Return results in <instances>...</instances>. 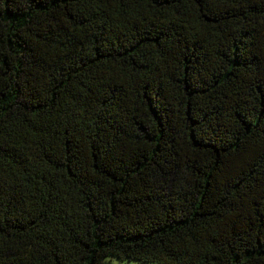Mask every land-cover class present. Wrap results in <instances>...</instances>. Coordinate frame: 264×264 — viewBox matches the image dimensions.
Segmentation results:
<instances>
[{
  "label": "trees",
  "instance_id": "trees-1",
  "mask_svg": "<svg viewBox=\"0 0 264 264\" xmlns=\"http://www.w3.org/2000/svg\"><path fill=\"white\" fill-rule=\"evenodd\" d=\"M264 264V0H0V264Z\"/></svg>",
  "mask_w": 264,
  "mask_h": 264
},
{
  "label": "rangeland",
  "instance_id": "rangeland-1",
  "mask_svg": "<svg viewBox=\"0 0 264 264\" xmlns=\"http://www.w3.org/2000/svg\"><path fill=\"white\" fill-rule=\"evenodd\" d=\"M107 259L109 261V264H146V263L133 261V259L119 261L117 258L113 256H109Z\"/></svg>",
  "mask_w": 264,
  "mask_h": 264
}]
</instances>
